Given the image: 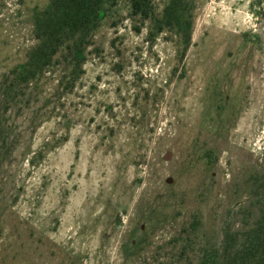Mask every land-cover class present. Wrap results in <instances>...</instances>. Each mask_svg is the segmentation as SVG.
<instances>
[{
    "label": "rangeland",
    "instance_id": "obj_1",
    "mask_svg": "<svg viewBox=\"0 0 264 264\" xmlns=\"http://www.w3.org/2000/svg\"><path fill=\"white\" fill-rule=\"evenodd\" d=\"M169 1L21 84L49 0H0V264H264V0Z\"/></svg>",
    "mask_w": 264,
    "mask_h": 264
},
{
    "label": "trees",
    "instance_id": "obj_2",
    "mask_svg": "<svg viewBox=\"0 0 264 264\" xmlns=\"http://www.w3.org/2000/svg\"><path fill=\"white\" fill-rule=\"evenodd\" d=\"M152 0H129L133 16L148 19ZM103 0H49L47 14L35 21L34 35L39 42L38 47L28 57V65L21 68L14 76L21 84L36 79L38 75L52 64V58L66 43L73 42L75 48H81L89 34L97 28ZM188 5L187 0H170L158 22V31L164 27L177 31L187 30V25L180 22L182 8ZM69 49V46H67ZM186 47L183 48V55ZM264 249L255 241V256ZM197 264H222L217 250L203 253Z\"/></svg>",
    "mask_w": 264,
    "mask_h": 264
}]
</instances>
